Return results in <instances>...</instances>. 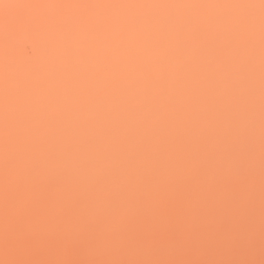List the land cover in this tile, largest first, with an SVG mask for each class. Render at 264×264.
<instances>
[{"label":"snow or ice","instance_id":"6c2138e0","mask_svg":"<svg viewBox=\"0 0 264 264\" xmlns=\"http://www.w3.org/2000/svg\"><path fill=\"white\" fill-rule=\"evenodd\" d=\"M0 264H264V0H0Z\"/></svg>","mask_w":264,"mask_h":264},{"label":"bare ground","instance_id":"6f19581e","mask_svg":"<svg viewBox=\"0 0 264 264\" xmlns=\"http://www.w3.org/2000/svg\"><path fill=\"white\" fill-rule=\"evenodd\" d=\"M103 2H206V3H220V2H235V0H103ZM258 2V0H255Z\"/></svg>","mask_w":264,"mask_h":264}]
</instances>
